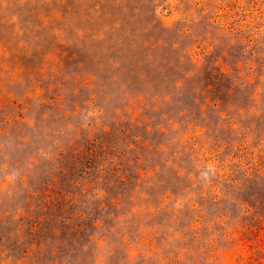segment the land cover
<instances>
[{
  "label": "rangeland",
  "instance_id": "374dc122",
  "mask_svg": "<svg viewBox=\"0 0 264 264\" xmlns=\"http://www.w3.org/2000/svg\"><path fill=\"white\" fill-rule=\"evenodd\" d=\"M0 264H264V0H0Z\"/></svg>",
  "mask_w": 264,
  "mask_h": 264
}]
</instances>
